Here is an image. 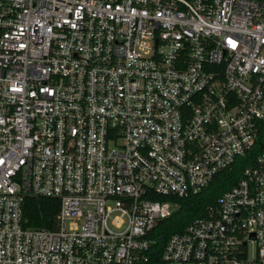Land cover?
I'll use <instances>...</instances> for the list:
<instances>
[{"label":"built area","instance_id":"built-area-1","mask_svg":"<svg viewBox=\"0 0 264 264\" xmlns=\"http://www.w3.org/2000/svg\"><path fill=\"white\" fill-rule=\"evenodd\" d=\"M263 131L264 0H0V264L147 263L179 207L154 197L257 146L160 264H264Z\"/></svg>","mask_w":264,"mask_h":264},{"label":"trees","instance_id":"trees-1","mask_svg":"<svg viewBox=\"0 0 264 264\" xmlns=\"http://www.w3.org/2000/svg\"><path fill=\"white\" fill-rule=\"evenodd\" d=\"M261 135V141H264V131ZM259 151L260 147L257 146L245 156L237 157L231 168L220 171L207 187L195 194L181 198L155 196L154 199L175 200L179 207L171 216L163 219L151 233L155 243L152 246L150 261L144 264H160L162 250L170 236L184 231L192 220L206 215L209 206L215 205L225 191L237 184L244 168L253 162ZM59 209L58 199L26 195L23 201L25 225L32 228H54Z\"/></svg>","mask_w":264,"mask_h":264}]
</instances>
